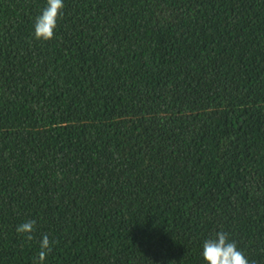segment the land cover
I'll list each match as a JSON object with an SVG mask.
<instances>
[{"label": "trees", "instance_id": "16d2710c", "mask_svg": "<svg viewBox=\"0 0 264 264\" xmlns=\"http://www.w3.org/2000/svg\"><path fill=\"white\" fill-rule=\"evenodd\" d=\"M63 2L0 0V264H264V0Z\"/></svg>", "mask_w": 264, "mask_h": 264}, {"label": "clouds", "instance_id": "9594fccd", "mask_svg": "<svg viewBox=\"0 0 264 264\" xmlns=\"http://www.w3.org/2000/svg\"><path fill=\"white\" fill-rule=\"evenodd\" d=\"M63 8V0H47L46 7L35 19L34 37L36 40L48 41L54 38V30ZM35 224V220L22 223L17 226L16 232L18 235H23L26 240L32 241ZM52 243L48 235L44 234L40 241L38 258L34 264H44L52 251ZM202 257L206 264H249L244 253L238 250L236 242L230 241L228 234L224 231L215 233L213 238L203 242Z\"/></svg>", "mask_w": 264, "mask_h": 264}]
</instances>
